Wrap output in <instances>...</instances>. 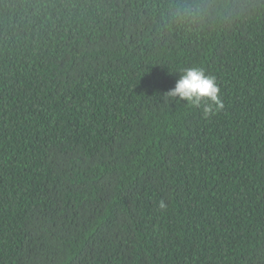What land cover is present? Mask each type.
<instances>
[{
	"label": "trees",
	"instance_id": "16d2710c",
	"mask_svg": "<svg viewBox=\"0 0 264 264\" xmlns=\"http://www.w3.org/2000/svg\"><path fill=\"white\" fill-rule=\"evenodd\" d=\"M0 264H264V0H0Z\"/></svg>",
	"mask_w": 264,
	"mask_h": 264
},
{
	"label": "clouds",
	"instance_id": "9594fccd",
	"mask_svg": "<svg viewBox=\"0 0 264 264\" xmlns=\"http://www.w3.org/2000/svg\"><path fill=\"white\" fill-rule=\"evenodd\" d=\"M219 94L216 78L207 75L202 68L192 66L179 73L175 86L163 93V100L186 101L189 106L201 108L203 115L208 117L224 107Z\"/></svg>",
	"mask_w": 264,
	"mask_h": 264
}]
</instances>
